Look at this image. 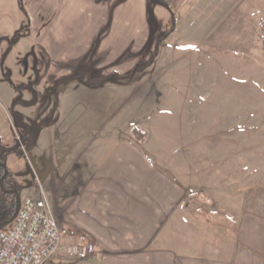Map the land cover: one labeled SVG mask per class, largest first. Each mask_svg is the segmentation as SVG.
<instances>
[{"label": "crops", "instance_id": "1", "mask_svg": "<svg viewBox=\"0 0 264 264\" xmlns=\"http://www.w3.org/2000/svg\"><path fill=\"white\" fill-rule=\"evenodd\" d=\"M201 2L0 0V143L7 147L0 158L8 161L10 182L20 186L21 196L35 198L63 235L75 232L95 245L92 255L71 264H264V184L249 188L236 219L224 224L203 214L196 201L205 192L191 195L190 177L178 181L181 170L175 171L174 156L164 149L150 154L134 137H94L101 122L95 115L115 107L107 87L123 86L140 96L166 88L160 70L172 60L164 57V45H215L244 53L256 45L264 0H210L209 7ZM202 8L210 10V21ZM172 20L175 29L163 39ZM87 75L101 78V84L88 85ZM41 82L42 103L57 115L31 127L22 156L21 149H10L19 136L26 138L25 114L38 102L32 83ZM69 84L85 103L76 99L65 107L71 95L58 92ZM60 111L91 117L67 125ZM80 134L86 136L78 140ZM189 170L190 164L183 166V178ZM6 216L7 209H0V222Z\"/></svg>", "mask_w": 264, "mask_h": 264}, {"label": "rangeland", "instance_id": "2", "mask_svg": "<svg viewBox=\"0 0 264 264\" xmlns=\"http://www.w3.org/2000/svg\"><path fill=\"white\" fill-rule=\"evenodd\" d=\"M201 3L211 5L210 0ZM201 12L210 21V10L202 8ZM256 29V45L245 53L215 45H209L206 50L196 45L185 50L181 47L187 45L178 49L177 45H164V57L172 60L164 68L158 67L165 70H160V79L163 80L165 74L166 88L140 96L139 91L123 86L107 87V100L115 107L95 115V118L101 117L94 131L96 142L118 135L134 137L145 143L143 148L150 154H154V148H160L164 149V154L174 156L175 171H182L184 165L186 168L190 164L187 177L183 178L181 171L175 176L180 183L189 176L191 195L197 197L201 191L205 192L201 193L202 199L196 201L205 208L201 209L203 214L224 224L236 219L248 189L264 184V15L256 21ZM188 32H193L192 28L186 34ZM32 56L37 58V52ZM154 57L138 65V71L147 68ZM86 79L90 86L101 84L99 77L87 75ZM72 85L58 92L63 96L65 91L66 98L71 95L65 107L76 99L86 101L79 91L76 95L77 86ZM44 86L43 82L39 87L32 83V91L38 92L35 94L38 102L32 103L25 114L26 142L32 140L34 130L31 127H40L57 115L53 109L48 113L42 103ZM59 114L67 125L91 117L81 112L66 114L60 111ZM84 136L80 134L78 140ZM67 138L71 135L64 140ZM72 139L77 136L73 135ZM157 143L162 145H153ZM5 161L8 167L6 158ZM2 172L0 167V180ZM32 187L40 189L38 184ZM1 191L5 192L0 186V194ZM58 200L60 198L54 195L52 204L57 206ZM73 259L63 257L56 261L71 264Z\"/></svg>", "mask_w": 264, "mask_h": 264}, {"label": "built area", "instance_id": "3", "mask_svg": "<svg viewBox=\"0 0 264 264\" xmlns=\"http://www.w3.org/2000/svg\"><path fill=\"white\" fill-rule=\"evenodd\" d=\"M24 154L27 151L22 145ZM95 245L75 232L63 235L50 214L31 196L21 197L15 220L0 230V264H48L69 257H85Z\"/></svg>", "mask_w": 264, "mask_h": 264}, {"label": "trees", "instance_id": "4", "mask_svg": "<svg viewBox=\"0 0 264 264\" xmlns=\"http://www.w3.org/2000/svg\"><path fill=\"white\" fill-rule=\"evenodd\" d=\"M176 23L174 20H172V25L170 27L169 32H172L175 29ZM21 146L17 145L14 148L10 149V150H16L17 152L20 151ZM1 160H3L5 162V157L3 156L2 158H0ZM9 174L8 177L4 180V187L6 190H12V189H16L19 191L20 195H21V188L18 185L12 184V182H10L11 177H12V173L11 171L8 169ZM4 175V170L2 172V177ZM1 199H0V209H7V216L5 218V220L10 219L13 214L14 211L16 209L17 206V200H16V195L15 194H11V193H7L2 192L1 191Z\"/></svg>", "mask_w": 264, "mask_h": 264}, {"label": "water", "instance_id": "5", "mask_svg": "<svg viewBox=\"0 0 264 264\" xmlns=\"http://www.w3.org/2000/svg\"><path fill=\"white\" fill-rule=\"evenodd\" d=\"M0 165L3 166V167L5 168V174H4V176L1 178L0 186H1V188H2L4 191H6L7 193L15 194V195H16V200H17V206H16V209H15V211H14L13 216H12L10 219L6 220V221H2V222H0V230H1V229H3L4 227L10 225V224L15 220V218L17 217V214H18V211H19V207H20V204H21V195H20L19 191L16 190V189H15V190H14V189H12V190H6V189H5V187H4V180L8 177L9 171L6 169V165H5V163H2V162L0 161Z\"/></svg>", "mask_w": 264, "mask_h": 264}, {"label": "flooded vegetation", "instance_id": "6", "mask_svg": "<svg viewBox=\"0 0 264 264\" xmlns=\"http://www.w3.org/2000/svg\"><path fill=\"white\" fill-rule=\"evenodd\" d=\"M18 145H20L21 146V154L22 155H26V154H24L23 153V150H22V145H24V147H25V149H26V151H27V142H26V138L25 137H23V136H19L18 137ZM0 161L2 162V163H5V165H6V169L8 170L9 168L7 167V164H6V161L4 162L3 160H1L0 159ZM0 167L2 168V170H4V174H5V168L3 167V166H1L0 165ZM4 176V175H3ZM3 190V189H2ZM15 190V189H14Z\"/></svg>", "mask_w": 264, "mask_h": 264}]
</instances>
